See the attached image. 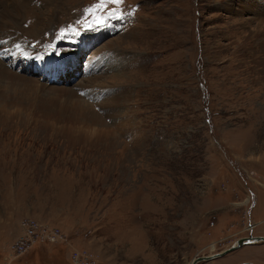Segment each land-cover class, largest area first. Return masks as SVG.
<instances>
[{"label":"rangeland","instance_id":"rangeland-1","mask_svg":"<svg viewBox=\"0 0 264 264\" xmlns=\"http://www.w3.org/2000/svg\"><path fill=\"white\" fill-rule=\"evenodd\" d=\"M0 2V264H191L264 233V0ZM26 219L65 242L10 253Z\"/></svg>","mask_w":264,"mask_h":264},{"label":"built area","instance_id":"built-area-1","mask_svg":"<svg viewBox=\"0 0 264 264\" xmlns=\"http://www.w3.org/2000/svg\"><path fill=\"white\" fill-rule=\"evenodd\" d=\"M43 223V222H42ZM251 227L252 224L250 223ZM64 239L63 231L58 227H52L45 223L32 219H26L22 223V233L15 240V243L11 246V250L16 252V255L23 254L36 247L38 244L43 243H59ZM82 252H75L72 255L74 264L80 262V254ZM90 256L84 253L82 262L89 263Z\"/></svg>","mask_w":264,"mask_h":264},{"label":"bare ground","instance_id":"bare-ground-1","mask_svg":"<svg viewBox=\"0 0 264 264\" xmlns=\"http://www.w3.org/2000/svg\"><path fill=\"white\" fill-rule=\"evenodd\" d=\"M3 1V0H2ZM6 1V0H5ZM1 3V2H0ZM6 3V2H5ZM2 4V3H1ZM6 7V6H5ZM4 8V7H3ZM6 8H4L3 9V11L5 10ZM2 11V12H3ZM6 12H7V9H6ZM9 12V11H8ZM7 12V13H8ZM7 13L5 14V15H7ZM1 14V13H0ZM10 14V13H9ZM260 16H262V14L261 13H258ZM2 16V15H1ZM4 16V15H3ZM8 16V15H7ZM6 16V17H7ZM3 18V17H2ZM1 17H0V19H2ZM263 21H264V19H263ZM262 21V22H263ZM7 22V21H6ZM8 22L12 25V24H14V23H16V22H14V20H10V19H8ZM30 22V21H29ZM38 23H31V24H27L28 25V29L29 28H31V27H34L35 25H37ZM20 29V28H19ZM3 31V30H2ZM5 32V31H4ZM3 32V33H4ZM258 34H260V32L258 33ZM8 35H10V34H8ZM10 37H12V36H7L6 38H4V42L5 43H7V42H9V41H11V39L12 38H10ZM262 38L263 37H261V40H262ZM14 39V38H13ZM2 40V39H1ZM3 41V40H2ZM22 41V40H21ZM20 41V42H21ZM264 42V41H263ZM4 44V43H3ZM264 44V43H263ZM22 47H23V45H21ZM3 47V46H2ZM20 47V46H19ZM35 50V49H34ZM30 51V50H29ZM26 52V51H25ZM36 52V51H35ZM33 55L35 56L36 54L35 53H33ZM39 57V56H38ZM58 61V60H57ZM64 61V60H63ZM43 62V60L42 61H39V62H37V64H41ZM59 63V62H58ZM8 65V64H7ZM12 66V65H11ZM6 67L5 66H3V64L0 62V72H2V71H6L7 69H5ZM8 68V67H7ZM60 69H61V67H60ZM13 73V70H11V71H9V70H7V74L8 75H11ZM6 74V75H7ZM14 75L17 77V78H20V80H25V82H36V86H38V80H36V79H34V78H31V77H29V76H27V77H22L19 73H14ZM78 106V105H77ZM69 107V106H68ZM75 107V106H74ZM70 112V111H69ZM96 115V114H95ZM82 117V119H87L88 120V118H89V113L88 112H86V111H84V113H83V116H81ZM92 119V118H91ZM96 119H98V118H96ZM92 120H94L95 121V118H93ZM96 121H98V120H96ZM99 124V123H98ZM41 224H43L42 222H41ZM22 233V232H21ZM63 235H64V239L61 241V242H59V243H64L65 242V238H66V236H65V234L63 233ZM15 243V242H14ZM13 243V244H14ZM12 244V245H13ZM47 244H49V245H55V244H58V243H47ZM11 252H12V254H15L16 255V252L14 251V250H11ZM80 259H83L84 258V256L82 255V254H80Z\"/></svg>","mask_w":264,"mask_h":264},{"label":"water","instance_id":"water-1","mask_svg":"<svg viewBox=\"0 0 264 264\" xmlns=\"http://www.w3.org/2000/svg\"><path fill=\"white\" fill-rule=\"evenodd\" d=\"M264 241V236L258 235V236H249L245 238H239L235 244H233L231 247L221 251L217 252L211 255H202V256H196L192 259L191 264H198L201 261H206V260H212L221 256H224L225 254H228L232 251L237 250L238 248H241L243 245L248 244V243H258ZM241 264H253L251 262H243Z\"/></svg>","mask_w":264,"mask_h":264},{"label":"crops","instance_id":"crops-1","mask_svg":"<svg viewBox=\"0 0 264 264\" xmlns=\"http://www.w3.org/2000/svg\"><path fill=\"white\" fill-rule=\"evenodd\" d=\"M20 235V234H19ZM19 235H18V237H19ZM261 236H264V233H261ZM17 237V238H18ZM15 242V241H14ZM262 242H264V241H262ZM262 242H258V243H262ZM250 244H252V243H250ZM254 244H256V243H254ZM10 253H12V252H10ZM246 259H250V260H252V258L251 257H249L248 256V258H246ZM253 261V260H252ZM244 262H247V261H244ZM263 262H264V258H263Z\"/></svg>","mask_w":264,"mask_h":264},{"label":"snow or ice","instance_id":"snow-or-ice-1","mask_svg":"<svg viewBox=\"0 0 264 264\" xmlns=\"http://www.w3.org/2000/svg\"><path fill=\"white\" fill-rule=\"evenodd\" d=\"M113 2H115V3H120V0H113Z\"/></svg>","mask_w":264,"mask_h":264}]
</instances>
